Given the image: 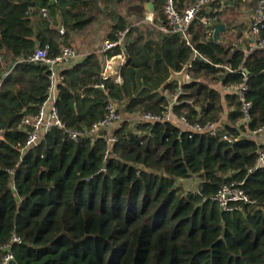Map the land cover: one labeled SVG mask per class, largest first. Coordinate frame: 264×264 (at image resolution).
Instances as JSON below:
<instances>
[{"label": "trees", "instance_id": "trees-1", "mask_svg": "<svg viewBox=\"0 0 264 264\" xmlns=\"http://www.w3.org/2000/svg\"><path fill=\"white\" fill-rule=\"evenodd\" d=\"M258 1L245 6L256 10ZM149 3L164 23L163 0H0V248L20 240L11 244L10 264H264V169L255 168L264 145L244 136L264 129V51L246 55L244 25L228 24L234 34L214 41L199 20L188 46L181 35L144 24ZM59 18L63 34L55 30ZM101 23L112 43L125 32V46L96 49L62 70L55 107L64 129L52 128L25 151L31 127L24 121L38 115L51 85L50 67L29 58L45 46L55 58ZM122 49L123 83L103 79L105 63ZM194 49L202 58L192 62L189 85L164 87ZM244 69L247 126L238 96L214 87H238ZM111 101L125 121L109 150L105 132H89ZM168 112L225 125L215 137L188 139L170 122L130 120ZM66 130L82 135L74 141ZM191 178L198 186L186 192L179 183ZM233 182H243L255 203L224 212L215 197Z\"/></svg>", "mask_w": 264, "mask_h": 264}, {"label": "built area", "instance_id": "built-area-1", "mask_svg": "<svg viewBox=\"0 0 264 264\" xmlns=\"http://www.w3.org/2000/svg\"><path fill=\"white\" fill-rule=\"evenodd\" d=\"M154 1V0H151ZM216 0H197L196 4L192 7L185 9L184 11H179L176 7L177 0H163L164 3V14L166 21L164 23L156 22L150 23L152 27L156 30L166 33V34H178L183 37L188 46H191V40L188 36V31L194 21L199 20L200 23L204 26L209 37L212 36L211 28L215 23H217L218 18L216 14L210 12L209 8ZM45 13V11H43ZM45 15V14H44ZM63 34V31H60ZM125 35L124 32L122 37L118 42L112 43L110 41H105L101 51L106 52L116 46L124 47L125 46ZM243 39L246 40L247 46L244 48L246 55L250 54L256 50L264 51V0H259L257 8L252 15L250 27L247 32L243 35ZM49 46L44 48L39 47L35 50L34 54L29 58L30 62H42L50 67V88L48 92L47 100L41 106L39 113L36 117L31 119H25L24 125L30 126L31 131L28 135L25 151L36 147L41 140L42 136L50 131L52 128H61L64 129V126L59 119L57 109L55 107V102L57 99V85L61 82V79L58 76L59 69L63 66L70 64L77 58V52L72 47H63L61 54L55 58L49 56ZM193 54L196 58H202L200 54L194 49ZM118 58L121 66L125 61L124 50H121V53L115 56ZM113 59V58H112ZM111 59V60H112ZM110 61V60H109ZM226 73H233L230 68H225ZM106 70H108V61L105 63L102 77L107 79ZM243 82L238 87H224L222 81H219L214 87L222 92L223 95L236 94L242 103V108L244 112L243 123L247 126L250 122V103L247 102L246 92L248 90L247 86V74L242 71ZM189 82L191 81L188 75ZM116 82L122 84L123 81L120 77H117ZM101 90H104V85L98 86ZM132 122H170L175 124L181 129V132L188 138L192 139L196 136H213L215 137L219 132L224 128L225 122H209L205 125L196 123L191 124L187 121L185 117L177 116L171 112H168L162 116H155L151 114L143 116H133L130 118ZM125 121L124 116L119 113L118 106L115 101H111L106 107L105 117L98 122L93 129L89 132L91 136L98 137L100 133L105 132V139L110 150V147H113L116 143V138L114 136L115 130L122 125ZM69 134L71 140L78 141L79 137L82 135L79 132H70L66 130ZM249 140L255 141L259 144L260 140L264 138V129H257L249 131L247 135ZM239 138L234 139L237 141ZM223 140L231 141L227 135L223 136ZM106 152V158L110 151ZM255 168L264 169V152H259V157L256 163ZM105 172V170H102ZM252 172V170H250ZM243 182H233L227 185H224L220 192L215 197V202L218 204L220 210L224 212H229L235 206L239 204H251L254 205L249 196L242 189ZM20 243V240L16 237L12 241L0 248V251L6 252V255L2 259V264H10L14 259L13 256L9 253L11 244Z\"/></svg>", "mask_w": 264, "mask_h": 264}, {"label": "crops", "instance_id": "crops-1", "mask_svg": "<svg viewBox=\"0 0 264 264\" xmlns=\"http://www.w3.org/2000/svg\"><path fill=\"white\" fill-rule=\"evenodd\" d=\"M219 1H221L220 7H214V5L212 4L211 7L209 8L210 12L216 14L218 18L217 23H215L213 27L210 29L212 36L214 34L215 25H223L225 27L224 32H221L218 38L224 37L228 34L230 35L234 34L235 30L228 28L229 27L228 24L233 25L234 23H236L235 25H238V26H242V25L245 26V31L243 32V35H244L250 27L251 18H252L253 13L255 12V10L248 9L245 6L246 1H250V0H241V3L239 4L240 6L236 5L234 2L230 0H219ZM224 9H227V10H224ZM234 16H235V19L232 21ZM152 22L153 23L160 22L158 21L153 9L152 11L148 10V14L146 16L144 24L151 26L150 23ZM227 29L230 31L228 32ZM107 30H108L107 24L101 23L99 28L94 29L86 39L84 40L75 39L74 40V45L72 48L76 50L77 58L74 61H72L70 64L65 65L63 66V68L59 69L58 76L61 79V81H62L61 72L64 68H69L78 63H81L85 59L86 56L91 54L94 50L102 47L104 42L107 41L105 39ZM120 68H121V64L118 58H113L112 60L108 61V70H106L107 78H113L116 81L117 77H120ZM259 144L264 145V138L260 140Z\"/></svg>", "mask_w": 264, "mask_h": 264}, {"label": "water", "instance_id": "water-1", "mask_svg": "<svg viewBox=\"0 0 264 264\" xmlns=\"http://www.w3.org/2000/svg\"><path fill=\"white\" fill-rule=\"evenodd\" d=\"M147 8L149 11H152L153 5L150 3L147 5ZM62 29H63L62 20H61V18H59V23L55 27V30L60 32V31H62ZM224 30H225V27L223 25H215L214 26V34H213L214 41L218 40L220 33L224 32ZM194 59H195V55L193 54L191 56L190 60L188 61V63L184 66L183 70L180 73L171 72L170 78L165 83L164 87H166L167 85L172 84V83H177L179 90H182L183 88L187 87L190 83L188 80V71H189ZM244 72L247 75L249 74L246 69H244ZM2 77H4L3 74H2Z\"/></svg>", "mask_w": 264, "mask_h": 264}, {"label": "rangeland", "instance_id": "rangeland-1", "mask_svg": "<svg viewBox=\"0 0 264 264\" xmlns=\"http://www.w3.org/2000/svg\"><path fill=\"white\" fill-rule=\"evenodd\" d=\"M235 19V16L233 17L232 21ZM227 36V35H226ZM229 37H226V39ZM199 180L197 178H191L188 180H185L183 182H180V186L185 189L186 192L193 191L197 188Z\"/></svg>", "mask_w": 264, "mask_h": 264}]
</instances>
